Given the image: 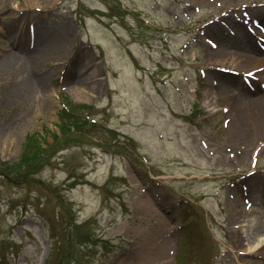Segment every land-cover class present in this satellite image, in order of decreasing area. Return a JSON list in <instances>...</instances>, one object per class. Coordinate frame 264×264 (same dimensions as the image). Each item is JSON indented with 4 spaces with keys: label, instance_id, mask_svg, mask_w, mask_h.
Instances as JSON below:
<instances>
[{
    "label": "rangeland",
    "instance_id": "374dc122",
    "mask_svg": "<svg viewBox=\"0 0 264 264\" xmlns=\"http://www.w3.org/2000/svg\"><path fill=\"white\" fill-rule=\"evenodd\" d=\"M223 1L0 0V61L22 22L66 37L40 73L0 63V264H264L246 241L264 225V138L239 144L225 112L264 96V53L239 58L264 41V0ZM32 134L44 153L24 164Z\"/></svg>",
    "mask_w": 264,
    "mask_h": 264
},
{
    "label": "bare ground",
    "instance_id": "6f19581e",
    "mask_svg": "<svg viewBox=\"0 0 264 264\" xmlns=\"http://www.w3.org/2000/svg\"><path fill=\"white\" fill-rule=\"evenodd\" d=\"M208 2H214V0H206ZM223 1V0H221ZM227 1V0H225ZM224 2V1H223ZM218 3V2H217ZM220 3V2H219ZM222 3V2H221ZM20 24L21 28L15 33V36H13L11 42L8 40L9 43H11V48L15 47L18 52L22 53V57H19L14 53L11 48L8 50L7 55L3 59V61H0V63L9 65V64H15L19 65L20 63H29L30 67L35 71L40 73V65L37 60V55L39 54L41 58H45V60H51V63L48 65L49 67H54L57 65V61L60 60V55L58 54L59 51L55 50L53 47L52 41L56 44L64 45L66 43V37L63 39H57L53 38L51 42H48V38L45 36L41 37H26L25 30L27 28H24V23ZM29 25V23H28ZM212 27L216 28V24H213ZM29 30V28H28ZM250 40V35L247 36ZM27 38V39H26ZM217 39H220L217 37ZM251 46L247 48L248 56H246V59H243L245 57L240 56L241 64L244 66L251 65L252 67L254 65H257L255 63L256 61V55L259 54V52L264 53V41L259 39V45L257 44V41L251 40ZM256 45V46H255ZM212 54V53H211ZM209 54V56L211 55ZM212 56V55H211ZM264 54L261 55L263 57ZM228 58L225 55H222L220 52L217 53V59L218 64L221 65L223 62V59ZM264 58H260V62L263 61ZM5 66V65H4ZM0 68H4L3 66H0ZM85 67H80L79 71L84 69ZM79 75V73H75ZM72 70H70L69 74L67 75L66 79L67 81L72 80ZM89 78H79L73 79L74 86H76V93H81L80 91L83 90L84 86L86 85ZM35 87L32 85L29 88V94H35ZM80 94H77V96ZM233 105H231L229 108L225 110V112L228 114L229 118L231 119L230 127L232 128V135L231 137L238 141L244 140L246 138L252 137L256 139H262L264 138V96H257V97H249V96H237L232 99ZM8 133L7 135H9ZM6 135V136H7ZM5 138L4 136H1L0 139ZM161 229L164 232V237L167 242H177V236H176V228L170 224L168 226L167 224H161ZM264 235V225L257 226V228L254 230V232H251V234L248 235V239L246 240L247 243H249L250 239H253L254 242L262 241L261 245H264V238L261 239V237ZM255 237V238H254ZM248 252L252 251L251 247H247Z\"/></svg>",
    "mask_w": 264,
    "mask_h": 264
},
{
    "label": "trees",
    "instance_id": "16d2710c",
    "mask_svg": "<svg viewBox=\"0 0 264 264\" xmlns=\"http://www.w3.org/2000/svg\"><path fill=\"white\" fill-rule=\"evenodd\" d=\"M63 105H64V107H67L65 104H63ZM67 112H68V110L64 109V110H61V113H59V115L61 117V123L73 124V119L70 115L67 114ZM41 146L42 145L40 143L39 135L32 134V135L26 137V149L23 153L21 162H23L24 164H27V163H31L29 161H31V160L34 161L37 158H39L40 155L44 153V152H42Z\"/></svg>",
    "mask_w": 264,
    "mask_h": 264
}]
</instances>
